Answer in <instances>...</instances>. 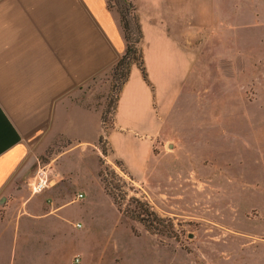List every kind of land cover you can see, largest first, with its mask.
<instances>
[{"label":"rangeland","instance_id":"rangeland-1","mask_svg":"<svg viewBox=\"0 0 264 264\" xmlns=\"http://www.w3.org/2000/svg\"><path fill=\"white\" fill-rule=\"evenodd\" d=\"M109 2L120 22V11L126 10L139 20V5L147 12H161L179 36L190 9L196 24L205 7L211 23L219 13L230 19L239 45L249 44L251 10L258 4V0ZM183 46L193 48L187 74H180L185 64L178 53L169 64L163 59L164 73L156 75L155 89H162L166 98L155 104L161 127L155 139L138 131L128 134L131 146L121 143L117 151L106 146L103 136L112 126L118 95L107 70L91 82L99 85V96L112 88L102 108L103 136L97 144L87 145L81 153L72 149L71 140L60 137L39 154L29 152L28 161L5 188L0 227L6 212L26 229L58 228L59 213L74 220L65 225L72 235L59 234L44 248L32 249L26 264H72L75 255L78 264H264V92L254 97L248 76L241 77V91L238 79L220 78L216 37L203 45L195 36L192 45ZM141 53L146 75L152 74L154 55ZM130 71L132 77L143 78L138 67ZM100 161L121 177L105 176L116 185L119 206L95 176ZM80 166L92 171L83 174ZM37 173H46L50 181L43 191L32 194L30 183ZM34 197L40 200L31 202ZM132 197L162 219L157 222L143 212L158 231L126 215L127 209L139 207ZM20 253L18 249L14 264H25Z\"/></svg>","mask_w":264,"mask_h":264},{"label":"crops","instance_id":"crops-1","mask_svg":"<svg viewBox=\"0 0 264 264\" xmlns=\"http://www.w3.org/2000/svg\"><path fill=\"white\" fill-rule=\"evenodd\" d=\"M109 1L0 0V209L7 200L5 188L28 161L30 151L32 155L39 154L65 137L72 141V149L78 148L82 153L103 136L102 108L112 88L102 90L99 96V85L91 82L112 69L126 46L119 14ZM251 11L254 18L250 21L249 44L239 45L234 35L236 28L222 13L211 23L204 7L195 24L191 8L179 36L164 14L147 12L139 5V48L145 55H154V69L152 74L147 72V80L141 74L132 77L130 71L121 86L112 126L103 136L109 150L120 149L121 143L131 146L130 133L141 131L152 141L161 132L154 109L157 101L161 105L166 96L162 89H155L156 75L164 73L163 59L169 64L181 53L185 65L180 74L184 77L193 48L183 45H192L195 36L203 45H208L211 37L217 38L221 79H238L241 91V77L248 76L254 97L264 92V0H258ZM80 170L83 174L92 171L85 166H80ZM81 178L82 184L85 178ZM38 200L34 197L31 202ZM66 215L56 214L58 228L26 229L18 227L17 217L12 222L6 212L5 224L0 227V264H14L18 249L26 264L32 249L44 248L59 234L72 235V229L65 225L74 219ZM79 262V255H75L72 264Z\"/></svg>","mask_w":264,"mask_h":264},{"label":"trees","instance_id":"trees-1","mask_svg":"<svg viewBox=\"0 0 264 264\" xmlns=\"http://www.w3.org/2000/svg\"><path fill=\"white\" fill-rule=\"evenodd\" d=\"M121 13V27L123 30V35L125 39V51L123 55L119 58V60L113 65L111 69V74L113 75V81H116V89L117 92H119L121 86L125 83L129 76L130 67L132 64H136L138 68L140 69L143 78L146 80V73L143 66V59H142V53L139 48V44L142 38V32L140 24L136 18L135 15H130L129 12L120 11ZM106 113V112H105ZM104 113V115H105ZM104 118V116H103ZM118 166H120V163H116ZM107 173H110L112 177H116L117 179H121L119 175L116 173V171L111 168L109 165H104L102 161H100V169L98 171V176L100 177L101 181L104 184V188L107 191V193L112 197L114 203H116L117 206L120 205L119 199L117 197V194L114 192V188L116 185H113L111 181H109L105 176ZM132 201L136 202L139 207L138 209H132L130 211H125L126 215L134 221H138L142 223L144 226H147L148 229L152 231H158L157 226H153L152 220L146 219L143 216V212H145L147 215H150L154 218V220L161 221L162 219L159 218L154 212L149 211L148 205L139 200L136 197L131 198Z\"/></svg>","mask_w":264,"mask_h":264},{"label":"built area","instance_id":"built-area-1","mask_svg":"<svg viewBox=\"0 0 264 264\" xmlns=\"http://www.w3.org/2000/svg\"><path fill=\"white\" fill-rule=\"evenodd\" d=\"M56 177L57 175H53ZM48 176L46 173H37V175L33 178L32 182L30 183V190L32 194L39 193L43 191L48 186ZM81 196V195H79ZM75 262L78 261V258L74 259Z\"/></svg>","mask_w":264,"mask_h":264}]
</instances>
